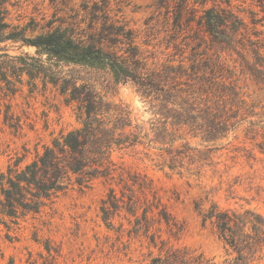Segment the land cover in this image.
I'll return each mask as SVG.
<instances>
[{"label": "rangeland", "instance_id": "obj_1", "mask_svg": "<svg viewBox=\"0 0 264 264\" xmlns=\"http://www.w3.org/2000/svg\"><path fill=\"white\" fill-rule=\"evenodd\" d=\"M176 1L162 4L159 0H0V3L5 21L23 29L25 36L57 26L68 27L74 34L81 32L95 4L105 5L111 18L123 19L136 30L137 42L149 62L178 64L183 58L187 64L186 58L191 52L184 44L186 33L176 36L172 30ZM262 1L261 5L257 0H197L195 7L200 10L197 15L201 9L212 6L233 10L246 26L245 38L257 41L264 54ZM241 37L239 34L237 38ZM245 38L242 39L245 46L222 51L221 61L234 69L240 91L255 105L257 115L249 118L259 122L252 127L258 134L247 132L251 125L242 121L215 142L185 135L189 146H181L184 140L178 139L169 154L164 150L168 151L169 146L159 150L158 143L114 149L111 154L116 168L113 180L97 178L87 188L68 187L38 214L30 213L19 219L9 236L1 225L0 264H152L153 258L163 257L169 248L183 247L201 254L206 264H224L231 260L236 253L217 235L209 221H203L202 214L216 205L219 210L250 209L264 217V149L259 147L264 133V83L249 73L240 72L245 60L256 62ZM54 73L76 78L77 83H89L106 101L127 104L135 122L149 131L153 115L131 83L115 82L104 70L58 62L21 41L2 39L0 172L14 163L22 167L55 136L80 126L75 102H67L57 85L43 75ZM119 173L126 178L134 173L145 177L146 196L138 190V185L131 188L137 189L141 198H147L148 206L155 205L158 198L159 208L166 209L179 231L171 234L163 222L154 220L149 221L151 227L145 233V228L136 225L135 216L125 210L126 203H120L123 208L110 210L109 218L103 220L100 208L102 201L109 198V188L118 197L121 195L123 185L119 183ZM142 209H138V217ZM153 211L157 218L155 207ZM152 235L155 245L150 242ZM251 264H264V246Z\"/></svg>", "mask_w": 264, "mask_h": 264}, {"label": "trees", "instance_id": "obj_2", "mask_svg": "<svg viewBox=\"0 0 264 264\" xmlns=\"http://www.w3.org/2000/svg\"><path fill=\"white\" fill-rule=\"evenodd\" d=\"M159 1L163 4L172 0ZM257 1L263 4L262 0ZM196 2L178 0L174 6L172 30L176 36L186 33L184 44L191 52L186 58L187 64L183 58L178 64L149 62L137 42L136 30L123 19L111 18L105 5L98 7L95 4L91 18L81 32L74 34L68 27L57 26L25 36L23 29L5 21L0 3V42L2 39L21 41L58 62L104 70L115 82L131 83L153 115L149 131H144L142 124L135 122L127 104L106 101L89 83H77L76 78H65L62 73L43 74L57 85L67 102H75L80 126L55 136L22 167L14 163L0 172V227H5L6 236L19 219L30 213L38 214L68 187L87 188L97 178L113 180L116 168L111 154L116 148L158 143L159 150L169 146L168 151L164 149L169 154L178 139L184 140L181 146H189L185 135L215 142L242 121L251 125L247 132L258 134L252 127L259 122L249 118L257 115L255 105L240 91L234 69L221 61V52L226 48L246 45L242 40L247 33L246 26L229 8L212 6L201 9V14L197 15L200 10L195 7ZM239 34L242 37L238 39ZM244 40L249 42L256 62L245 60L240 72L249 73L264 83V54L256 45L257 41L249 37ZM262 137L259 147L264 149V133ZM118 178L123 185L121 195L118 197L114 189L109 188V198L102 201L100 208L103 220L109 218L110 210L123 208L120 203H126L125 210L135 216L136 225L145 228V233L150 230L149 221L154 220L163 222L171 234L179 231L166 209L159 208L158 198L155 205L148 206L147 198H141L137 189L131 188L138 185V190L146 196L145 177L134 173L126 178L119 173ZM125 191L130 194L126 195ZM153 198L156 199V195L153 194ZM153 206L157 218H154ZM140 208L143 209L138 217L136 213ZM202 219L209 221L217 235L236 253L224 264H251L264 246V217L250 209L242 212L219 210L215 205L202 214ZM150 242L156 243L153 235ZM152 264L206 263L201 254L183 247L169 248L163 257L153 258Z\"/></svg>", "mask_w": 264, "mask_h": 264}]
</instances>
